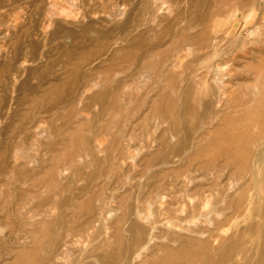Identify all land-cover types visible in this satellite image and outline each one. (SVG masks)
<instances>
[{"label": "rangeland", "instance_id": "374dc122", "mask_svg": "<svg viewBox=\"0 0 264 264\" xmlns=\"http://www.w3.org/2000/svg\"><path fill=\"white\" fill-rule=\"evenodd\" d=\"M263 95L264 0H0V264H264Z\"/></svg>", "mask_w": 264, "mask_h": 264}, {"label": "bare ground", "instance_id": "6f19581e", "mask_svg": "<svg viewBox=\"0 0 264 264\" xmlns=\"http://www.w3.org/2000/svg\"><path fill=\"white\" fill-rule=\"evenodd\" d=\"M67 52H68V51H67ZM76 57H77V56H76ZM80 61H81V60H80ZM74 63H75V62H74ZM72 66L74 67V65H72ZM71 68H72V67H71ZM72 74H73V73H72ZM73 81H74V80H73ZM70 83H72V82H70ZM70 83H69V84H70ZM70 87H71V86H70ZM55 88H56V87H55ZM82 88H83V87H82ZM61 89H62V88H61ZM58 90H59V89H58ZM58 90H57V91H58ZM250 90H251V89H250ZM251 91H252V90H251ZM251 93H252V92H251ZM53 95H54V94H53ZM62 95H63V94H62ZM219 96H220V95H219ZM261 96H262V95H261ZM263 96H264V95H263ZM48 98H49V97H48ZM98 98H99V97H98ZM258 98H260V97H258ZM263 98H264V97H263ZM256 99H257V98H256ZM260 99H261V98H260ZM47 100H48V99H47ZM92 101H93V100H92ZM239 101H240V100H239ZM245 101H247V100H245ZM156 103H157V102H155V104H156ZM232 104H233V103H232ZM261 104H262V103H261ZM51 105H52V104H51ZM237 105H238V104H237ZM259 105H260V104H259ZM166 106H169V105L166 104ZM234 106H235V105H234ZM251 106H252V105H251ZM251 106H248V107H249V111H250ZM257 106H258V105H257ZM254 107H255V105H254ZM50 108H51V107H50ZM84 108H85V107H84ZM166 108H167V107H166ZM232 108H233V107H232ZM239 108H241V107H238V109H239ZM255 108H256V107H255ZM253 109H254V108H253ZM256 109H257V108H256ZM233 110H235V109L233 108ZM247 110H248V109H246V111H247ZM254 110H255V109H254ZM79 111H80V110H79ZM239 111H240V109H239ZM251 111H252V109H251ZM251 111H250V112H251ZM240 112H243V111H240ZM253 112H254V111H253ZM68 113H69V112H68ZM245 113H246V112H245ZM248 113H249V112H248ZM226 114H227V113H226ZM226 114H224V115L226 116ZM228 114H229V113H228ZM232 114H234V112H232ZM235 114H237V113H235ZM240 114H241V113H240ZM251 114H252V113H251ZM254 114H255V112L253 113V115H254ZM197 115H198V113H197ZM230 115H231V114H230ZM230 115H229L228 118H227L228 120L222 115V116H223L222 120H223L224 118L227 120V121H225V120L223 121L224 124H225V122H230V121H232V120H230L229 118H233V117H232L233 115H231V117H230ZM241 115L243 116V114H241ZM249 115H250V114H249ZM222 116H221V117H222ZM234 116H235V115H234ZM236 116H237V115H236ZM251 116H252V115H251ZM262 116H264V115H262ZM237 117H238V116H237ZM246 117H248V116H247V115L245 116V120H246ZM249 119H250V118H249ZM229 120H230V121H229ZM234 120H235V119H234ZM247 120H248V119H247ZM252 120H253V119H252ZM252 120H251V123H252L253 125H255V122L252 121ZM256 121H257V120H256ZM233 122H235V121H233ZM253 122H254V123H253ZM246 123H247V122H246ZM168 124H169V123H168ZM233 124H234V123H233ZM247 124H248V123H247ZM256 124H257V122H256ZM220 125H221V124H220ZM222 125H223V124H222ZM226 125H229V124L227 123ZM223 126H224V125H223ZM261 126H262V125H261ZM261 126H260V128L263 127V126H262V127H261ZM219 127H220V128H219V129H220L219 131H221V126H219ZM225 127H226V128H225ZM215 128H216V127H215ZM231 128L235 129V126H234V127L232 126ZM224 129H227V126H224ZM224 129H223V130H224ZM233 129H231V130H233ZM236 129H237V128H236ZM238 129H239V128H238ZM238 129H237V130H238ZM248 129H249V128H248ZM223 130H222V131H223ZM228 130H230V128H229ZM231 130H230V131H231ZM262 130H264V129H262ZM233 131H234V130H233ZM238 131H240V129H239ZM245 131H246V130H245ZM247 131H248V130H247ZM215 132H216V131H215ZM215 132H214V133H215ZM242 132H244V131H242ZM211 133H212V131H211ZM211 133H210V135H211ZM227 133H228V132H227ZM236 133H240V132H236ZM244 133L247 134V132H244ZM259 133H260V132H259ZM262 133H263V131H262ZM212 134H213V133H212ZM216 134H217V133H216ZM248 134H249V133H248ZM231 135H232V133H231ZM233 135H234V134H233ZM237 135H238V136L235 135L236 138H237V137L240 138L241 133H240V134H237ZM239 135H240V136H239ZM244 135H245V134H244ZM250 135H252L251 132H250ZM261 135H262V134H261ZM261 135L259 134V135H257V136H261ZM211 136H212V135H211ZM217 136H218V135H217ZM235 136H232V137L234 138ZM242 136H243V134H242ZM209 137H210V136H209ZM217 138L219 139L220 137H217ZM236 138H234V140H235ZM238 138H237V140H238ZM211 139H212V138H211ZM246 139H247V138H246ZM251 139H252V138H251ZM234 140H231V141H232V142H231V143H232V146H233V144H234V143H233ZM237 140H236V141H237ZM252 140H253V139H252ZM216 141H217V139H216ZM218 141H219V140H218ZM227 141H228V140H227ZM237 142H238V141H237ZM251 142H253V141H251ZM222 143H224V142L222 141ZM235 143H236V142H235ZM249 143H250V142H248V143L245 142V143H243V145H244V144L248 145ZM214 144H215V143H214ZM208 145H209V144H208ZM208 145H207V146H208ZM220 145L223 146L222 144H220ZM246 145H245V146H246ZM221 146H219V148H220ZM225 146H226V149H228V145H227V144L224 145V148H225ZM229 146H231V145H229ZM232 146H231V147H232ZM241 146H242V145H241ZM245 146H242V149H243ZM209 147H210V146H209ZM212 147L217 148V147H215V146H211V148H212ZM231 147H230V148H231ZM234 147L236 148V145H234ZM211 148H210V149H211ZM224 148H223V151H224ZM238 148H240V145H238ZM208 149H209V148H208ZM240 149H241V148H240ZM242 149H241V151H242ZM249 149H250V148H249ZM228 150H230V149H228ZM231 150H232V149H231ZM244 150H245V149H243V151H244ZM207 151H208V150H207ZM214 151H215V150H214ZM217 151H218V149H217ZM220 151H221V150H220ZM226 151H227V150H225V152H226ZM243 151H242V152H243ZM211 152H212V149H211ZM231 152H232V151H231ZM233 152H234V151H233ZM242 152H238V154L241 153V154H239V156L242 155ZM248 152H249V151H248ZM208 153H209V151H208ZM214 153H215V152H214ZM216 153H218V152H216ZM220 153L222 154V152H220ZM220 153H218V154H220ZM243 153H244V152H243ZM251 153H252V151H251ZM229 154H230V153H229ZM245 154H246V153H245ZM6 155H8V154H6ZM213 155H214V154H212V157H213ZM216 155H217V154H216ZM226 155H227V153H226ZM250 155H251V154H250ZM250 155L247 156V159H248V157H250ZM8 156H9V155H8ZM214 156H215V155H214ZM217 156H218V155H217ZM220 156H221V155H220ZM220 156H219V157H220ZM236 156H237V159H239V156H238V155H236ZM212 157H211V159H212ZM229 157H231V155L228 156L227 159H229ZM235 158H236V157H235ZM7 159H8V157H7ZM247 159H246V160H247ZM5 160H6V159H5ZM232 161H233V160H232ZM237 161H238V160H237ZM239 161H240V160H239ZM239 161H238L237 163L240 164L241 161H240V162H239ZM242 161H244V160H242ZM230 162H231V161H230ZM233 162H236V159H234ZM233 162H231V164H233ZM228 163H229V162H227V164H228ZM244 165H245V164H244ZM236 166H237V165H236ZM239 167H241V164H240V166H238V169L240 170ZM236 168H237V167H236ZM243 168H244V167H243ZM245 168H246V167H245ZM241 169H242V168H241ZM246 171H247V170H246ZM240 172H241V171H240ZM175 174H176V173H175ZM189 180H190V179H189ZM187 181H188V180H187ZM158 182H159V181H158ZM172 183H174V181H173ZM160 184H161V183H160ZM157 195H159V194L157 193ZM160 195H161V194H160ZM161 196H162V195H161ZM190 196H191V195H190ZM162 197H163V196H162ZM187 200H188V199H187ZM192 200H193V199H192ZM207 200H208V199H207ZM235 200H236V198H235ZM188 201H190V200H188ZM199 201H200V200H199ZM149 202H150V201H149ZM151 202H153V201H151ZM155 204H156V203H155ZM182 204H183V203H182ZM192 204H193V203H192ZM192 204H191V206L195 205V203H194L193 205H192ZM238 204H239V200H238ZM150 205H151V204H150ZM205 205H206V204H205ZM211 206H212V205H211ZM236 206H238V205H236ZM151 207H152V206H151ZM190 208H191V207H190ZM190 208H189V209H190ZM194 208H197V207H194ZM137 209L139 210V208H137ZM137 209H136V210H137ZM191 209H192V208H191ZM191 209H190V210H191ZM136 210H135V211H136ZM150 210H151V208H150ZM190 210H187V211H190ZM212 210H213V209H212ZM142 211H143V210H142ZM142 211H141V212H142ZM187 211L185 210V214L187 213ZM194 211H195V210H194ZM201 211H202V210H201ZM209 211H210V210H209ZM161 212L164 213L163 211H161ZM166 212H169V211H166ZM137 213H139V211H138ZM171 213H172V212H171ZM171 213H169V214H171ZM190 213H191V211H190ZM197 213H198V212H197ZM204 213H205V212H204ZM204 213H200V215H201V214H204ZM207 213H208V212H207ZM213 213H214V212H213ZM142 214L144 215V211H143ZM164 214H165V213H164ZM185 214H184V216H185ZM187 214H188V213H187ZM187 214H186V215H187ZM193 214L196 215V212H194ZM209 214H210V212H209ZM145 215H146V214H145ZM145 215H144V217H145ZM166 215L168 216V214H166ZM172 215H173V213H172ZM218 215H219V214H218ZM140 216H141V213H140ZM167 216H166V217H167ZM174 216H175V219H176V216L178 217V215H177V214L175 215V213H174ZM179 216H181V215H179ZM189 216H190V215H189ZM138 217H139V215H138ZM142 217H143V216H142ZM171 217H173V216H171ZM171 217H170V218H171ZM192 217H193V216H192ZM205 217H206V215H205ZM147 218H148V217H147ZM149 218H151V217H149ZM152 218H153V217H152ZM170 218H169V219H170ZM173 218H174V217H173ZM198 218H199V215H198ZM200 218H202V217L200 216ZM206 218H207V217H206ZM206 218H205V219H206ZM163 219H164V218H163ZM177 219H178V218H177ZM183 219H185V218H183ZM186 219H187V218H186ZM142 220H145V218L142 219ZM147 220H148V219H147ZM147 220H145V221H147ZM156 220H157V219H156ZM156 220H155V221H156ZM170 220H171V219H170ZM170 220H169V221H170ZM178 220H179V219H178ZM201 220H202V219H201ZM43 221H44V220H43ZM46 221H47V220H46ZM48 221H49V220H48ZM48 221L45 222V223H47V225H49L48 223L51 222V221H49V222H48ZM164 221H165V220H164ZM167 221H168V219H167ZM194 221H197V222H198L197 218H196V220H194ZM40 222H41V221H40ZM40 222H39V224H40ZM148 222H149V221H148ZM148 222H147V223H148ZM171 222H175V220H174V221L171 220ZM181 222H182V221H181ZM186 222H187V221H186ZM190 222H192V221H190ZM33 223H34V222H33ZM154 223H155V222H154ZM188 223H189V222H188ZM200 223H201V221H200ZM30 224H32V223H30ZM43 224H44V222L41 223L42 226H43ZM152 224H153V223H152ZM164 224H165V222H164ZM189 224H190V223H189ZM196 224H197V223H196ZM34 225H35V224H34ZM37 225H38V223H37ZM44 225H45V224H44ZM150 225H151V224H149V226H150ZM168 225H170V224H168ZM168 225H167V226H168ZM171 225H172V224H171ZM171 225H170V226H171ZM192 225H193V224H192ZM38 226H40V225H38ZM42 226H40V227H42ZM170 226H169V227H170ZM176 226H177V225H176ZM184 226H185V225H184ZM44 227H45L46 229H45ZM44 227H43V232H44V229L47 231V228H48V227H46V226H44ZM150 227H151V226H150ZM200 227H201V226H200ZM202 227H203V226H202ZM206 227H207V225H206ZM249 227H252V226H249ZM253 227H254V228H258L256 225H253ZM37 228H38V227H37ZM153 228H154V227H152V229H153ZM175 228H176V227H175ZM186 228H187V226H186ZM190 228H191V227H190ZM197 228H198V227H197ZM203 228H204V227H203ZM40 229H41V228H39V230H40ZM164 229H165V228H164ZM192 229H194V228H192ZM39 230H38V231H39ZM207 230H208V228H207ZM27 231H28L27 233L30 232V234L32 235V232H31L32 230H31V231L27 230ZM150 231H152V230H150ZM153 231H154V230H153ZM155 231H156V230H155ZM157 231H158V230H157ZM187 231H188V230H187ZM203 231H204V230H203ZM205 231H206V230H205ZM209 231H210V230H209ZM41 232H42V230H41ZM47 232H48V231H47ZM160 232H161V231H160ZM168 232H169V231H168ZM192 232H193V231H192ZM195 232H196V231H195ZM198 232H200V231H198ZM211 232H212V231H211ZM193 233H194V232H193ZM208 233H209V232H208ZM38 234H39V233H37V234L35 233L34 235L37 236ZM44 234H46V232H45ZM44 234H43V236H44ZM149 234H150V233H148V235H149ZM152 234H153V233H152ZM176 234H177V233H175V235H176ZM204 234H206V233H204ZM209 234H210V233H209ZM209 234H208V235H209ZM211 234H212V233H211ZM156 235H157V234H156ZM156 235H155V236H156ZM165 235H166V234H165ZM175 235H174V236H175ZM184 235H186V234H184ZM195 235H196V234H195ZM206 235H207V234H206ZM132 236H133V235H132ZM142 236H143V235H142ZM145 236H146V235H145ZM160 236H161V235H160ZM174 236L172 235L171 237L173 238ZM177 236H179V234H177ZM177 236H176V237H177ZM186 236H187V235H186ZM186 236H185V237H186ZM188 236H189V235H188ZM211 236H212V235H211ZM30 237H31V236H30ZM40 237L42 238L41 235H40ZM40 237H39V238H40ZM152 237H153V236H152ZM171 237H170V239H172ZM176 237H175V238H176ZM182 237H183V236H182ZM182 237H181V235H180L179 238L182 239ZM202 237H205V236L202 235ZM202 237H201V238H202ZM214 237H215V236H214ZM32 238H33V237H32ZM37 238H38V237H37ZM39 238H38V239H39ZM47 238H48V237H47ZM49 238H50V237H49ZM163 238H164V237H163ZM183 238H184V237H183ZM188 238H189V237H188ZM188 238L186 237L187 240H189L191 237H190L189 239H188ZM197 238H198V237H197ZM201 238L199 237V239H198V240H200V241L198 242V243H200V244L202 243V240L204 241V239L201 240ZM205 238H206V237H205ZM148 239H149V238H148ZM151 239H152V238H151ZM184 239H185V238H184ZM184 239H183V240H184ZM186 239H185V241H186ZM208 239L211 240L212 238L210 239V238L208 237ZM32 240H33L32 242L34 243V238H33ZM43 240H44V238H43ZM43 240L40 239V240H37V241H40V242H41V241H43ZM133 240H134V239H133ZM162 240H165V238L162 239ZM190 240H193V239H190ZM205 240H207V238H206ZM220 240H222V239H220ZM37 241H36V243L39 244L40 242H37ZM134 241H135V240H134ZM147 241L149 242V240H147ZM172 241H173V240H172ZM180 241H181V240H180ZM185 241H184V242L182 241V242L185 243ZM224 241H226L225 238H224ZM162 242H163V241H162ZM189 242H190V241H189ZM207 242H210V241H207ZM218 242H219V241H218ZM263 242H264V236H263V238H262V242L260 243V245H259V247H258V252H259V253L261 252V249L264 248L263 245H262ZM41 243H42V242H41ZM41 243H40V246L42 245ZM130 243H131V242H130ZM153 243H155V242H153ZM164 243H166V242H164ZM164 243H163V244H164ZM167 243H170V242H167ZM198 243H197V247L199 246ZM204 243H206V242H204ZM148 244H150V242H149ZM155 244H156V243H155ZM155 244H154V245H155ZM160 244H161V242L159 243V246H160ZM212 244H213V243H212ZM134 245H135V243H134ZM151 245H153V244H151ZM154 245H153V246H154ZM172 245H173V244H172ZM190 245H191V244H190ZM208 245H209V244H208ZM34 246H35V248H34V249L32 248L33 250L36 249V244H35ZM38 246H39V245H38ZM135 246H137V245H135ZM143 246H144V245H143ZM145 246H146V245H145ZM145 246H144V247H145ZM156 246H157V245H156ZM168 246H169V245H168ZM176 246H177V244H176ZM201 246H203V245H201ZM205 246H207V244H205ZM144 247H143V248H144ZM157 247H158V246H157ZM162 247H163V246H162ZM174 247H175V246H174ZM186 247H187V246H186ZM186 247H185V248H186ZM189 247H190V246H188V248H189ZM136 248H137V247H136ZM165 248H168V247H164V249H165ZM177 248H178V247H176V249H177ZM185 248H183V250H184ZM98 249H99V248H98ZM139 249H140V246H139ZM144 249H145V248H144ZM149 249H150V248H149ZM164 249H162V251H163ZM171 249H172V248H171ZM191 249H192V248H191ZM215 249H216V248H215ZM221 249H222V248H221ZM231 249H232V246H231V245H226L225 248H224L225 253L223 252V253H219V254H218L217 250H215V254H216V258H215V260H217V261H214V260H213V261H212V264H222V261H223L224 258H225V259H229V258H231ZM135 250H136V249H134V251H135ZM137 250H138V248H137ZM150 250H151V249H150ZM181 250H182V249H181ZM181 250H180V248H179V250H177V251L179 252V253H178L177 251H174V249H173L172 251L177 252V254H176V256H174V254H173V256H171V255H170L171 252H169V250L167 249L166 252H165L167 255H164V256H168V255H169V256L173 257L172 259H170L171 257H170V258L167 257V258L169 259V263H170V261H171V263H172V261L174 260V257H175L176 260L178 259V264H181V263H182V264H187V263H189L190 261H193V259H192L193 257H192L190 254H188V253H189V251H188L189 249H188V250L185 249L186 251H188V253H186V254H185L184 252H183V253H184V254H183V253H182L183 250H182V251H181ZM194 250H195V249H194ZM27 251H28V250H27ZM146 251H147V250H146ZM167 251H168V252H167ZM180 251H181V253H180ZM186 251H185V252H186ZM205 251H207L206 248H205ZM255 251H257V250H255ZM29 252H30V251H29ZM32 252H34V251H32ZM35 252H36V250H35ZM35 252H34V253H35ZM46 252H47V251H46ZM138 252H140V251H138ZM157 252H159V251H157ZM160 252H161V251H160ZM160 252H159V253H160ZM163 252H164V251H163ZM163 252H161V254H162ZM195 252H196V251H195ZM216 252H217V253H216ZM26 253H27V252H26ZM133 253H134V252H133ZM152 253H153V252H152ZM165 253H164V254H165ZM196 253H197V252H196ZM198 253H199V252H198ZM29 254H30V253H29ZM134 254H135V253H134ZM138 254H139V253H138ZM156 254L158 255V253H156ZM171 254H172V253H171ZM191 254H193V253H191ZM199 254H200V253H199ZM33 255H34V254H32V256H33ZM135 255H136V254H135ZM151 255H153V254H151ZM151 255H147V256H148L147 258H150L149 256H151ZM193 255H194V254H193ZM22 256L24 257L23 254H22ZM22 256H21V259H22ZM25 256H26V255H25ZM27 256H29V255L27 254ZM155 256H156V255H155ZM158 256H159V255H158ZM194 256H195V255H194ZM212 256H213V255H212ZM30 257H31V256H30ZM152 257H153V256H152ZM31 258H32V257H31ZM145 258H146V257H145ZM145 258H144V259H145ZM153 258H154V257H153ZM155 258H156V257H155ZM162 258H163V257H162ZM196 258H197V257H194V259H195L194 262H196ZM21 259H20V262H21ZM32 259H33V258H32ZM115 259H116V258H115ZM144 259H143V260H144ZM163 259H166V257L163 258ZM191 259H192V260H191ZM198 259H199V261H200L202 264H209V263H208V262H209V259H208V258H203V259L201 258V259H200V258L198 257ZM15 260H16V259H15ZM30 260H31V259H30ZM143 260H142V261H143ZM149 260L151 261L152 258H151V259H148V260L146 259V260H145V263H149ZM176 260H174V261H176ZM17 261H18V260H17ZM26 261H27V260H26ZM147 261H148V262H147ZM152 261H153V260H152ZM155 261H156V260H155ZM143 262H144V261H143ZM163 262H164V260H163ZM166 262H167V261H166ZM10 263H11V262H10ZM141 263H142V262H141ZM151 263H152V262H151ZM191 263H192V262H191ZM17 264H18V263H17ZM28 264H31V263L29 262ZM137 264H138V263H137ZM139 264H140V263H139ZM142 264H143V263H142ZM160 264H161V263H160ZM163 264H165V263H163ZM166 264H168V263H166ZM175 264H177V263H175Z\"/></svg>", "mask_w": 264, "mask_h": 264}]
</instances>
